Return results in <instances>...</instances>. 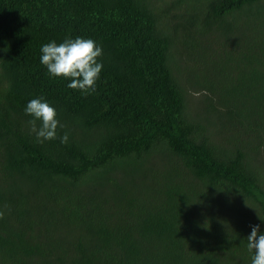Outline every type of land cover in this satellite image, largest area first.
<instances>
[{
	"label": "trees",
	"instance_id": "16d2710c",
	"mask_svg": "<svg viewBox=\"0 0 264 264\" xmlns=\"http://www.w3.org/2000/svg\"><path fill=\"white\" fill-rule=\"evenodd\" d=\"M76 36L102 47L91 95L39 62ZM259 218L264 0H0V264H250Z\"/></svg>",
	"mask_w": 264,
	"mask_h": 264
},
{
	"label": "clouds",
	"instance_id": "9594fccd",
	"mask_svg": "<svg viewBox=\"0 0 264 264\" xmlns=\"http://www.w3.org/2000/svg\"><path fill=\"white\" fill-rule=\"evenodd\" d=\"M39 62L50 78H63L66 87L79 90L82 95L96 91L97 81L103 67L97 58L102 55V47L93 39L85 37H66L61 42L50 40L40 46ZM23 111L31 117L28 121L30 132L37 143L57 139V129L63 124L57 118V111L42 95L29 99ZM37 122H39L37 124ZM68 133L59 136L60 143H67ZM264 222V219H261ZM246 236V250L250 264H264V229L260 224L249 226Z\"/></svg>",
	"mask_w": 264,
	"mask_h": 264
},
{
	"label": "rangeland",
	"instance_id": "374dc122",
	"mask_svg": "<svg viewBox=\"0 0 264 264\" xmlns=\"http://www.w3.org/2000/svg\"><path fill=\"white\" fill-rule=\"evenodd\" d=\"M194 97H195V95H194ZM198 97H199V94H196V100H197ZM192 103H194V102H192ZM192 103H191L190 98H189V100H188V104H189V105H192V107H193L194 104H192ZM195 104L197 105L196 101H195Z\"/></svg>",
	"mask_w": 264,
	"mask_h": 264
}]
</instances>
